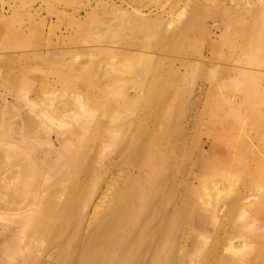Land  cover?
Returning a JSON list of instances; mask_svg holds the SVG:
<instances>
[{
	"label": "rangeland",
	"instance_id": "rangeland-1",
	"mask_svg": "<svg viewBox=\"0 0 264 264\" xmlns=\"http://www.w3.org/2000/svg\"><path fill=\"white\" fill-rule=\"evenodd\" d=\"M245 2L259 6L253 0H0V145L3 131L23 124V116L30 118L24 125L36 124L45 139L78 125L64 114L108 111L104 94L122 95L115 100L123 103L150 73L180 78L181 121L191 115L194 183L199 194L216 198L218 215L198 230L199 243L245 241L249 246L240 253L254 254L264 247V29L252 25L258 49L244 50L229 23L245 14ZM196 4L201 9L188 35L162 44L159 29L178 26V32ZM247 64L259 72L237 73ZM200 84L208 91L199 92ZM176 113L167 110L168 118ZM178 154L179 163L188 162L184 150ZM3 159L0 154V175ZM1 194L0 184V200ZM247 197L253 204L244 210ZM2 222L0 213V228ZM15 253L0 249V261L16 264Z\"/></svg>",
	"mask_w": 264,
	"mask_h": 264
},
{
	"label": "bare ground",
	"instance_id": "bare-ground-1",
	"mask_svg": "<svg viewBox=\"0 0 264 264\" xmlns=\"http://www.w3.org/2000/svg\"><path fill=\"white\" fill-rule=\"evenodd\" d=\"M253 1L259 3L256 9L245 2V14L229 23L244 39V50L258 49L260 38L250 31L252 25L264 29V0ZM201 5L178 32V26L160 28V42L187 36ZM248 66L237 73L250 77L259 72ZM169 79L150 73L132 96L122 97L123 103L115 100L116 93L110 96L114 99L104 94L102 106L108 111L83 119L64 114L67 123L78 125L45 139L36 124L24 125L27 116L23 124L3 131L4 254H20L16 264H264V247L241 254L249 246L245 241L224 247L199 243L198 230L218 220L216 198L197 192L196 160L189 147L193 134L187 132L191 115L184 125L180 114L185 87L180 78ZM206 85L200 84L199 92L208 91ZM122 108L128 111L124 116L118 115ZM168 109L177 113L168 118ZM181 150L188 158L184 164L178 161ZM246 201L244 210L253 204L250 197Z\"/></svg>",
	"mask_w": 264,
	"mask_h": 264
}]
</instances>
